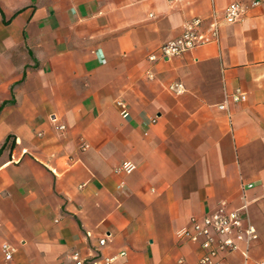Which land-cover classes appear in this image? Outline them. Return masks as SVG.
<instances>
[{
  "label": "crops",
  "instance_id": "crops-1",
  "mask_svg": "<svg viewBox=\"0 0 264 264\" xmlns=\"http://www.w3.org/2000/svg\"><path fill=\"white\" fill-rule=\"evenodd\" d=\"M232 1L0 0V264H195L177 231L223 202L259 235L223 264H264V3L149 59Z\"/></svg>",
  "mask_w": 264,
  "mask_h": 264
},
{
  "label": "built area",
  "instance_id": "built-area-1",
  "mask_svg": "<svg viewBox=\"0 0 264 264\" xmlns=\"http://www.w3.org/2000/svg\"><path fill=\"white\" fill-rule=\"evenodd\" d=\"M175 2L176 0H168ZM264 0H235L229 3L224 10L214 15L210 22L209 30L201 29L203 18L195 17L185 23L182 34L162 44L158 51L151 53L149 59H170L194 47L216 41L219 28L222 23H235L243 21L251 8L260 6ZM153 77V73H149ZM170 90L181 94L186 89L182 82L171 84ZM229 99L234 101L245 100V93H233ZM225 108V104L220 105ZM56 119V118H55ZM54 119V120H55ZM59 128L64 129L65 125L60 124ZM127 172L135 168V164L127 162L123 164ZM249 186H252L249 184ZM110 234L100 239L99 244L104 245ZM177 237L181 241L199 242L204 248V254L195 264H223L224 259L233 252H241L246 255L247 248L259 237L256 227L247 218L244 208H228L223 202L213 212L202 217H192L191 223L177 231ZM2 250L6 259H11L15 246L10 242L2 244ZM122 255L125 252H121ZM114 257H107L97 250L91 257L82 258L77 252L73 254V264H111Z\"/></svg>",
  "mask_w": 264,
  "mask_h": 264
}]
</instances>
